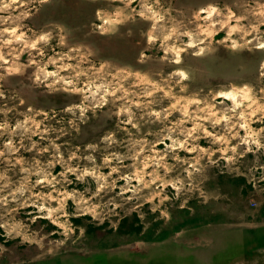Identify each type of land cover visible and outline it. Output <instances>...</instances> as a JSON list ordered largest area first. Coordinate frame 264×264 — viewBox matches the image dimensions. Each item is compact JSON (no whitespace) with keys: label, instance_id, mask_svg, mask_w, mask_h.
I'll return each instance as SVG.
<instances>
[{"label":"rangeland","instance_id":"obj_1","mask_svg":"<svg viewBox=\"0 0 264 264\" xmlns=\"http://www.w3.org/2000/svg\"><path fill=\"white\" fill-rule=\"evenodd\" d=\"M0 264H264V0H0Z\"/></svg>","mask_w":264,"mask_h":264},{"label":"clouds","instance_id":"obj_2","mask_svg":"<svg viewBox=\"0 0 264 264\" xmlns=\"http://www.w3.org/2000/svg\"><path fill=\"white\" fill-rule=\"evenodd\" d=\"M40 40H47V37H46V36H41V37H40ZM33 47H35V45H33ZM9 71H12V70L10 69ZM15 71H16V72H19V69H15ZM41 71H44V70L42 69ZM54 75H57V73L47 72L45 78H47V76H54ZM36 79L39 80V79H40V76L37 75ZM61 79H63V78L61 77ZM156 115L159 116V113H157ZM218 122H219V121H217V123H218ZM209 134H210V133H209ZM89 159H92V158L89 157ZM106 161H107V158H106ZM69 171L75 172L76 169H71V168H70ZM112 171L115 172V171H117V169L113 168ZM88 175L96 176L97 173H96L95 170H91V171H90V170H88V169H85L84 172L78 177V179L83 180V179L85 178V176H88ZM102 178H103V177H102ZM104 179H106V178H104ZM127 179H131V177H127ZM103 187H104V185H101V188H103ZM173 187L176 188V190H177V194H179L180 189H179L176 185H173ZM61 227H63V225H61Z\"/></svg>","mask_w":264,"mask_h":264},{"label":"bare ground","instance_id":"obj_3","mask_svg":"<svg viewBox=\"0 0 264 264\" xmlns=\"http://www.w3.org/2000/svg\"><path fill=\"white\" fill-rule=\"evenodd\" d=\"M84 12H86V10H83ZM123 53L126 54L127 53V49L124 48Z\"/></svg>","mask_w":264,"mask_h":264}]
</instances>
